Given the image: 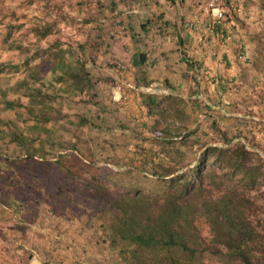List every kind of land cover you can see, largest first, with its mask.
<instances>
[{
    "label": "trees",
    "instance_id": "1",
    "mask_svg": "<svg viewBox=\"0 0 264 264\" xmlns=\"http://www.w3.org/2000/svg\"><path fill=\"white\" fill-rule=\"evenodd\" d=\"M60 1L0 0L31 22L27 34L18 35L24 23L0 32L4 229L13 231L7 211L21 215L23 198L34 191L50 206L57 197L61 210L72 208L83 252L90 247L104 264H264V145L245 118L231 125L221 111L237 88L227 77H209V104L194 91L187 103L205 128L199 119L192 127L189 113L166 105L169 96L139 93L140 106L154 120L153 127L142 126L152 135L137 134L131 151L111 159L118 171L98 167L88 131L94 128L92 107L99 120L104 110L88 96L94 85L86 64L70 62L68 52H75L61 39L51 41L61 28L81 26ZM223 29L217 32L225 38ZM87 44H78L82 53ZM13 52L18 56L2 60ZM67 95L83 106L75 109ZM235 104L227 110L235 113Z\"/></svg>",
    "mask_w": 264,
    "mask_h": 264
},
{
    "label": "crops",
    "instance_id": "2",
    "mask_svg": "<svg viewBox=\"0 0 264 264\" xmlns=\"http://www.w3.org/2000/svg\"><path fill=\"white\" fill-rule=\"evenodd\" d=\"M60 2L65 3L71 18H79L84 24L86 38H93V29L101 26L98 64L104 70L113 62H124L128 77L125 83L160 81L173 91L171 99L186 102L196 90L199 74L207 80L227 77L237 92L247 90L250 84L260 85L261 78L257 77L264 74V0H241L239 9L229 15L224 26L225 38L217 30L211 34L214 18L202 11L197 0ZM228 35L233 37L231 42L226 41ZM109 72L113 74L111 69ZM212 89L209 87L210 92ZM9 230L0 229V264H26L28 252L38 257L35 264H44L43 258L57 252L54 243L40 238L35 231L29 235ZM29 236H34V241L27 244ZM13 237L23 240L15 243ZM43 249L46 255L41 253Z\"/></svg>",
    "mask_w": 264,
    "mask_h": 264
},
{
    "label": "rangeland",
    "instance_id": "3",
    "mask_svg": "<svg viewBox=\"0 0 264 264\" xmlns=\"http://www.w3.org/2000/svg\"><path fill=\"white\" fill-rule=\"evenodd\" d=\"M15 1V0H11ZM15 7V6H14ZM65 7V6H64ZM2 8L0 5V32L5 29V25H21L24 23V27L18 32V35L27 34L28 28L31 27V22L29 23L28 19L22 14V9L16 10V14ZM65 9V8H64ZM66 11V9H65ZM11 13L5 14L7 18H2V13ZM69 13V12H68ZM15 15V16H13ZM76 14H74V17ZM72 14L70 13V18ZM14 18H17L15 21ZM79 19V18H76ZM14 20V21H13ZM78 25H81L75 29L73 28H61L60 34H56L51 37V41L55 39H61L64 43H67L72 51L75 52L72 55V52H68V58L70 62H75L77 58H80L86 64V71L89 73L90 79L94 85L92 92L88 95L92 96L94 102L101 103V108H103V113L101 117L103 120L96 119L95 108L92 107L93 116H92V125L94 128L88 131L89 137L94 142L95 148V158L97 160L96 165L98 167L108 166L115 171H118L119 167L112 165L111 159H116L122 157L123 153L131 151L132 146L135 144V138L137 134H144L145 136L152 135L149 132L148 127H153V118H150L147 115L146 110H144L139 104V95L132 93V91L123 89H117V85L121 83L120 80L126 81L127 76L125 74L123 79H120L115 75L114 65H107L104 70L101 68V65L98 64L97 53L99 45L101 42L102 36L100 31L96 29L93 35V38L87 36V30L84 27V24L77 22ZM80 23V24H79ZM30 26V27H29ZM101 29V27H100ZM73 30L79 31L77 37H71ZM16 33V32H15ZM73 38V40L71 39ZM88 39V40H87ZM86 41H89L86 43ZM92 41V42H91ZM91 42V43H90ZM0 43H3L2 38H0ZM79 43L87 44L85 53H82L78 48ZM94 45H93V44ZM49 44V43H48ZM66 44V45H67ZM90 44V46H89ZM46 45V44H44ZM264 45V42H263ZM264 51V46L262 47ZM67 49V48H66ZM18 52H13V55L9 57L7 54L2 55V60L12 59L13 57L18 56ZM121 62V61H117ZM125 68V73H127V66L124 62H121ZM88 65V66H87ZM111 65V64H110ZM100 67L101 69H99ZM112 67V68H111ZM109 69L112 70L113 74L109 72ZM108 70V71H107ZM200 75V78L196 80V90L198 93L203 92L204 98L207 103L209 102L208 94L210 93L209 87H213L210 82V78L205 79L204 75ZM255 77V76H254ZM257 78L260 79V85L250 84L247 87V90L242 92H231L226 95L225 100L221 103L224 104V108L221 109L226 111L229 115L224 114L227 118L225 119L226 123L231 125H239L238 120H247L248 125L252 128L251 135L255 137L256 143L264 145V74ZM252 79V78H251ZM13 82V81H11ZM199 83V84H198ZM208 83V84H207ZM197 93L194 92L193 95ZM213 93V89L212 92ZM210 93V94H211ZM87 96V98H88ZM127 96L125 100L124 97ZM239 98V100H237ZM80 98H77L78 101ZM68 101H73V105L78 109L83 106V104L76 103V100L71 96L67 95ZM235 101L237 104L236 111H228L227 107L232 105V102ZM230 103V104H229ZM166 105H173L179 107L180 109L186 111L191 115L192 118V127L195 125V121L201 120V126L207 127V124L203 118L199 117L197 109H193L191 104H188L184 100L171 99ZM216 109L218 106H214ZM76 121V119H74ZM145 123L148 125L147 128H144L142 124ZM208 123V122H207ZM228 124V125H229ZM161 131L162 126L156 125ZM251 136V137H252ZM115 148L119 151L118 156L115 153ZM39 159V158H37ZM32 196L28 198H23L22 207L25 208L24 212L20 215L19 213H11L7 211V214L11 216L8 218L11 222H7L8 226L13 228V231H19L22 234L26 233L29 235L35 231L40 238L47 240V242L54 243L56 248L54 251H57L54 255H47L43 258L42 263L44 264H104L106 260L93 250L88 245V251L83 252L84 249V239L77 235L74 225L72 224V218L74 212L72 208H61L57 206L59 199L54 198L55 203L53 206H50L43 197H36L35 192L32 191ZM9 208V207H8ZM7 227V224L0 223V229ZM13 236L16 234H12ZM15 243L23 239L12 238ZM34 241V236H29L26 238L25 243L30 244ZM51 247V246H50ZM46 250L43 249L41 253L45 254ZM26 264L35 256L32 252L26 253ZM44 259H47L44 261ZM70 261H67L69 260ZM66 261V262H64Z\"/></svg>",
    "mask_w": 264,
    "mask_h": 264
},
{
    "label": "built area",
    "instance_id": "4",
    "mask_svg": "<svg viewBox=\"0 0 264 264\" xmlns=\"http://www.w3.org/2000/svg\"><path fill=\"white\" fill-rule=\"evenodd\" d=\"M198 3L202 6V11L207 15H211L214 18V26L210 29L211 34H214L217 30V27L225 26L228 20V17L231 13L237 11L239 9L241 0H197ZM233 39L232 35H228L226 37L227 42H231ZM157 60V59H156ZM125 68L121 62H115L114 65V72L117 77L123 79L125 76ZM121 83L117 85V89H124L148 94L156 97H164V96H173L174 93L171 89H169L163 82L160 81H152L147 84H132V83H125L124 81L120 80ZM197 99L205 100L203 92H201L198 96L194 97ZM127 99V96L124 97ZM209 104V103H208ZM215 110L216 107H213ZM223 113H226L223 110ZM38 260V257H34L31 259V264H35ZM87 264V263H85Z\"/></svg>",
    "mask_w": 264,
    "mask_h": 264
}]
</instances>
